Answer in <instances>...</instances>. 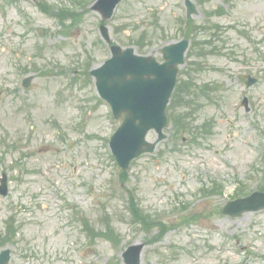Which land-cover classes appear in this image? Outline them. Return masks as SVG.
Wrapping results in <instances>:
<instances>
[{"label":"rangeland","instance_id":"374dc122","mask_svg":"<svg viewBox=\"0 0 264 264\" xmlns=\"http://www.w3.org/2000/svg\"><path fill=\"white\" fill-rule=\"evenodd\" d=\"M37 1L0 0V174L6 169L13 177L18 174L11 180L10 194L0 196V236L6 219L14 217L22 238L15 245H7L13 251L12 263L124 264L121 252L128 243L148 240L158 232V228L147 231L133 222L126 211L127 197L133 189L144 208L165 215L171 229L161 243L145 247L143 264H220L226 258L264 264V211L236 218L217 213L235 188H257L264 173V161L260 162L264 148V84L261 88L247 86L246 80L235 79L236 74L246 75L252 69L261 71L263 65L241 63L245 55L237 57L240 62L223 55L210 56L206 61L191 56L209 66L195 75L204 84L209 83L210 98L218 101L207 103V111L197 123L215 118L219 125L214 136L205 146L194 147L201 157L192 159L180 154L159 162L142 158L123 175L108 145L119 121L114 122L109 105L96 98L94 80L86 73L110 56L99 31L101 15L86 8L79 22L66 20L65 27L66 21L60 24L59 19L44 13ZM47 1L57 9L71 4V0ZM192 1L197 7L192 17L198 23L206 19L208 12L227 10L211 19L225 26L235 25L230 32L220 34L217 44L255 48L243 32L255 37L264 31V0ZM183 2L123 1L107 21L113 40L161 58L159 49L163 44L181 39L182 33L174 36L178 19L187 16ZM28 75H34V79L29 87H23L22 80ZM245 95L249 108L241 103ZM80 121L84 122L80 125ZM169 143L164 142L159 149L168 150ZM17 159L20 162L14 163ZM204 162L205 168L199 165L200 173L194 174L195 166ZM22 164L37 167V172L24 174ZM207 173L224 180L217 181L222 184L218 192L224 194L205 196L191 204L193 196L189 192H199L208 185ZM54 180L72 193L67 194L68 198L74 197L82 205L86 214L80 216V221L83 217L96 221L111 216L121 235L118 246L100 238L93 244L86 243L88 236L79 221L78 227L64 224L74 216L68 209L59 214L54 204L41 206L45 196L32 204L34 198L30 196L37 192L46 189L45 193L49 190L54 194ZM174 192L187 200H177ZM168 197L175 203L173 213L166 205ZM195 209L210 216L202 219L200 227H190L195 234L189 238L195 241L187 244L183 214ZM177 241L182 243L181 248L172 247L171 243Z\"/></svg>","mask_w":264,"mask_h":264},{"label":"water","instance_id":"95a60500","mask_svg":"<svg viewBox=\"0 0 264 264\" xmlns=\"http://www.w3.org/2000/svg\"><path fill=\"white\" fill-rule=\"evenodd\" d=\"M187 47L188 41L164 47L166 62L159 64L153 57L135 56L131 48L122 52L120 46H114L115 57L97 74L102 94L112 101L116 116L126 113L125 121L112 138L121 166L126 167L137 153L153 149L144 142L149 129L156 128L164 136L162 126L167 121L165 108L176 82V64L183 61ZM262 206L264 195H254L248 200L231 202V207L224 210L241 213ZM136 261L137 258L129 259L132 264H137Z\"/></svg>","mask_w":264,"mask_h":264}]
</instances>
